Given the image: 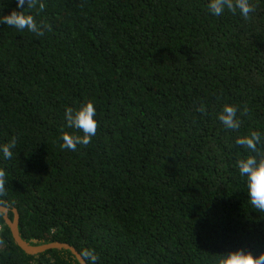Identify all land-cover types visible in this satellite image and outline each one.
I'll return each instance as SVG.
<instances>
[{
  "label": "trees",
  "instance_id": "1",
  "mask_svg": "<svg viewBox=\"0 0 264 264\" xmlns=\"http://www.w3.org/2000/svg\"><path fill=\"white\" fill-rule=\"evenodd\" d=\"M208 2L0 0V19L47 25L0 22V146L15 141L11 159L0 153V202L18 210L22 238L67 242L87 264L85 251L95 264L264 255V212L236 167L256 153L235 143L258 132L264 155V0L247 18ZM86 102L96 135L73 151L62 136L83 133L64 113ZM225 105L238 129L218 119ZM0 264L79 263L65 249L26 254L0 213Z\"/></svg>",
  "mask_w": 264,
  "mask_h": 264
},
{
  "label": "clouds",
  "instance_id": "2",
  "mask_svg": "<svg viewBox=\"0 0 264 264\" xmlns=\"http://www.w3.org/2000/svg\"><path fill=\"white\" fill-rule=\"evenodd\" d=\"M37 4L38 0H17V7L19 9L25 6H27L28 9H33L37 7ZM38 6L40 9L44 8L43 3H39ZM207 7L214 16L222 15L225 10L231 12L239 10L240 14L247 18L249 13L253 11L249 0H209ZM0 22L20 30L28 29L37 35H43V29L47 27V25L43 23L38 24L31 14H25L21 11L10 12V14L0 19ZM198 110L203 112L205 110L204 106L201 105ZM95 117L96 109L92 102H86L76 109L67 108L64 113L67 127L78 129L83 135H63V146L75 151L77 145H88L91 142V138L96 135L97 121ZM218 119L227 129L239 128L237 109L234 106L225 105L218 114ZM261 141L262 137L260 133L255 131H252L249 135L236 139L235 143L237 145L246 147L252 153H256V155H249L239 159L236 163V167L241 177L245 180L250 204L258 211L264 212V155L258 152V145L261 144ZM14 147V140L9 144L0 146V153H2L4 159H11L13 155L11 149ZM257 156L261 158L258 159ZM5 175V171L0 169V191L4 188ZM84 255L90 258L92 264H95L97 257L94 252L85 251ZM226 264H264V255H250L244 257L242 260L230 258L226 260Z\"/></svg>",
  "mask_w": 264,
  "mask_h": 264
},
{
  "label": "water",
  "instance_id": "3",
  "mask_svg": "<svg viewBox=\"0 0 264 264\" xmlns=\"http://www.w3.org/2000/svg\"><path fill=\"white\" fill-rule=\"evenodd\" d=\"M9 212L12 213V218L9 217ZM0 213L2 214V218L5 224L10 230L13 241L26 254L36 255L51 249H65L69 250L72 253L79 264H87L79 251L67 242L53 241L50 243L38 244L35 240L27 241L22 238L18 229L19 212L15 207L4 205L0 202Z\"/></svg>",
  "mask_w": 264,
  "mask_h": 264
}]
</instances>
